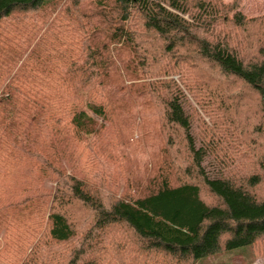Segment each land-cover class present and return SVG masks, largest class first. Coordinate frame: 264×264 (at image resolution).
I'll return each mask as SVG.
<instances>
[{
  "label": "trees",
  "instance_id": "1",
  "mask_svg": "<svg viewBox=\"0 0 264 264\" xmlns=\"http://www.w3.org/2000/svg\"><path fill=\"white\" fill-rule=\"evenodd\" d=\"M240 1L0 0V264H195L264 236V173L226 170V141L264 166V16ZM122 115L153 169L116 196Z\"/></svg>",
  "mask_w": 264,
  "mask_h": 264
},
{
  "label": "rangeland",
  "instance_id": "2",
  "mask_svg": "<svg viewBox=\"0 0 264 264\" xmlns=\"http://www.w3.org/2000/svg\"><path fill=\"white\" fill-rule=\"evenodd\" d=\"M222 1L225 3H228V2H231L232 0H222ZM238 10L242 14H244L246 17L264 16V0H241L238 5ZM173 78L177 79V76L174 75ZM233 92L230 95L233 96V99L235 100V102L239 103L240 101H246V104L242 106L239 105V108L241 107L242 109H244V117L248 118V121H249L248 124L253 125L254 123L258 122V117L256 116L258 115L257 113H255L253 116H252V113H250V116H251L250 117L247 114V111H245L246 108L250 107L251 105H254L253 101L250 99H241V97L238 95L240 94V92H238V94H235V92L234 93ZM190 103L198 111L200 119L203 120V122L206 125L208 124L211 125L210 119L204 115V112L196 104H194L192 99H190ZM154 117L155 115H153L152 113L146 117V120H147L146 125L148 128L151 125V121L153 122V120H155ZM118 120L120 121L117 123V125L114 124L116 126L114 130H113V123L108 124V126H109L110 131L119 133L118 140L119 141L121 140L123 143L122 150L120 151V158H121L122 163L120 162L119 168L117 167V165L115 167L108 166L110 175L112 177L109 180H106L108 186L112 188L111 191L113 192V194H116V196L129 192L130 189L132 188V187H128L130 185L135 187V184H139V185L146 184L144 183V180L147 177L146 175H149L151 173L150 171H152L153 169V166L151 163L147 164L146 167L144 165V161L146 160L147 157H146V152L143 150V148L141 149L138 146V148L136 149L135 147L130 146L125 142L127 141V137L129 134L127 131L128 124H129L128 118L122 115V117ZM98 121L101 122V120H98ZM137 122H138V129H139L140 120L137 119ZM196 122L197 123H194L193 126L195 128V133L198 136H200L199 130L200 129L202 130V127L200 125L199 120L197 121L196 119ZM198 126L200 127V129L198 128ZM137 134H138V131H135L133 133V140L138 139ZM224 134L227 135V128L224 129ZM258 137L261 140L260 149H262V152H264V137L263 135H258ZM125 143L127 145L124 147ZM195 144L197 146V139H196ZM225 144L229 146V149L227 150L226 154L230 158L233 157V159L236 160V161H233L227 167L226 170L228 172H231L232 169H235L234 173H236L237 175H246V174H249L250 172H258V167H259V172L264 173V166L262 165V163H260L259 166L258 165L253 166V164L249 163L246 159H244L245 157L243 156L242 153H240L242 150H244L243 148L238 149V151H236L234 148L233 149L231 148L233 147V145L229 143L228 141H226ZM147 151L150 153L148 149ZM238 162H239V168H238ZM202 165L205 168V171L208 173L209 176L213 175V173H216L215 166H218V165L216 163H213L210 159L208 160L207 158H205ZM57 181L58 180L56 177H54L51 180H46L44 186L46 187V189L52 190L53 188H56ZM203 197L205 199L209 198L208 193L205 189L203 190ZM145 257H140L138 258V260H143ZM151 259L154 260L153 257H151ZM152 260L149 261V264L152 263ZM195 264H264V236L261 237L259 240H257L250 247H241V248H236L230 251H223L215 255L201 258Z\"/></svg>",
  "mask_w": 264,
  "mask_h": 264
}]
</instances>
